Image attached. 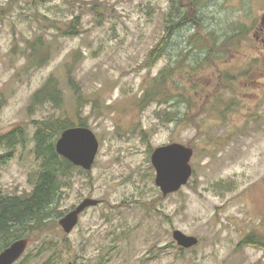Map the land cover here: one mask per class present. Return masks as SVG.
<instances>
[{
    "label": "rangeland",
    "instance_id": "rangeland-1",
    "mask_svg": "<svg viewBox=\"0 0 264 264\" xmlns=\"http://www.w3.org/2000/svg\"><path fill=\"white\" fill-rule=\"evenodd\" d=\"M185 4L0 0V134L21 125L29 138L34 120L69 114L83 117L100 142L90 170L77 167L62 179L49 229L27 237L26 263L16 264H44L51 255L54 264H264V250L243 243L251 233L264 237V0H200L203 26L196 36L191 25L177 30L150 63L170 18ZM73 21L78 32L63 35ZM40 36L51 41V52L41 66H30L29 43ZM206 52L215 60L191 70ZM164 69L170 100L142 104ZM69 74L84 98L78 113ZM53 76L64 91L61 107L46 103L30 111L32 96ZM170 110L185 120H168ZM172 142L194 148V172L164 196L151 154ZM32 146H17L0 163L1 193L33 188ZM88 197L100 203L66 233L60 218ZM175 229L199 243L181 251ZM52 242L60 255H39Z\"/></svg>",
    "mask_w": 264,
    "mask_h": 264
},
{
    "label": "trees",
    "instance_id": "trees-1",
    "mask_svg": "<svg viewBox=\"0 0 264 264\" xmlns=\"http://www.w3.org/2000/svg\"><path fill=\"white\" fill-rule=\"evenodd\" d=\"M200 0H186L185 10H177L176 19L170 15V25L167 26L166 34L162 37L161 41L150 52L149 62L151 63L155 57L160 56L169 46L171 39L175 32L185 26H193L196 31L193 33L192 38L196 36L198 27H202V19L199 12ZM79 23L73 21L67 29L64 30L63 35H74L79 30ZM60 29V27H58ZM78 29V30H77ZM51 41L44 40L38 37L35 41L29 43V64L30 66H41L49 56L52 48ZM192 43V41H191ZM215 59L212 57L211 52L197 61V65H188L191 70L197 69V66H202L205 63L213 62ZM179 66H183L186 60H180ZM169 70V69H168ZM190 73H188L189 75ZM169 72L166 69L162 70L160 74L153 77L149 88H147L141 98V103L154 101H168L169 97L166 89L167 77ZM68 85L73 90V95L76 98V107L84 100L80 87L77 85L74 77L68 75ZM64 91L60 87L59 79L51 77L48 81L38 89L31 98L29 110L37 106H42L46 103H52L56 107H61L62 97ZM165 96V98H162ZM218 100H222L219 98ZM186 105H191L190 100H186ZM78 113V111H76ZM168 120H185L177 114L176 110L166 112ZM34 131L31 137L28 138V132L24 126H17L8 133L0 134V148L5 149L6 152L0 153V163H5L14 155L17 146H27L28 142H32L33 146L31 152L35 157L37 169L30 174V181L33 188L29 192L23 194H3L0 192V252L10 245L14 240L30 237L33 239V233L36 231H45L48 228L49 219L56 211L54 205L58 202L62 191V179L77 167L69 160L59 155L56 151V141L63 130L72 126H87L85 119L77 115L75 121L68 115H61L58 117H48L46 119H37L33 121ZM64 246L69 247L67 238ZM54 243L53 246L41 248L39 255L48 250L55 251L54 254L60 255L57 251L59 243ZM243 243L255 245L264 250V237L248 234ZM181 251L185 249L180 248ZM28 257V256H26ZM25 257V258H26ZM53 256L51 255L44 264H54ZM22 263L24 258L19 260ZM18 261V262H19ZM16 264V263H15Z\"/></svg>",
    "mask_w": 264,
    "mask_h": 264
},
{
    "label": "water",
    "instance_id": "water-1",
    "mask_svg": "<svg viewBox=\"0 0 264 264\" xmlns=\"http://www.w3.org/2000/svg\"><path fill=\"white\" fill-rule=\"evenodd\" d=\"M47 1V0H40ZM1 18V10H0ZM99 140L92 129L87 126H72L62 131L55 147L59 155L76 166L90 170L95 162ZM194 148L180 142H172L153 149L151 163L156 171L155 182L164 196L177 192L186 185L193 175L191 158ZM100 200L85 198L71 211L62 216L59 224L66 233H71L78 225L80 215L89 207L96 206ZM173 239L182 248H191L199 243V238L180 229L173 231ZM29 238L14 240L0 252V264H14L25 253ZM72 264V263H69Z\"/></svg>",
    "mask_w": 264,
    "mask_h": 264
},
{
    "label": "flooded vegetation",
    "instance_id": "flooded-vegetation-1",
    "mask_svg": "<svg viewBox=\"0 0 264 264\" xmlns=\"http://www.w3.org/2000/svg\"><path fill=\"white\" fill-rule=\"evenodd\" d=\"M0 10H1L2 14H3V11H2V9H1V7H0ZM261 22H263V24H264V15H263L262 18H261Z\"/></svg>",
    "mask_w": 264,
    "mask_h": 264
}]
</instances>
